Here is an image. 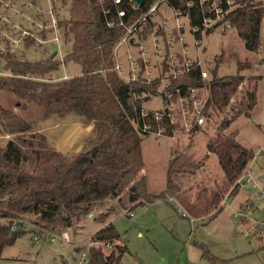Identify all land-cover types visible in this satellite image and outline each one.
I'll return each mask as SVG.
<instances>
[{
    "label": "trees",
    "instance_id": "obj_1",
    "mask_svg": "<svg viewBox=\"0 0 264 264\" xmlns=\"http://www.w3.org/2000/svg\"><path fill=\"white\" fill-rule=\"evenodd\" d=\"M50 1L54 10L55 2ZM155 1L144 0L135 7L131 0H59L64 7L69 5L68 16L59 19L56 16L63 39V45L60 43L58 47L62 51L67 49L61 61L59 48L49 45L58 42L55 41V31L47 24L48 19L38 27L35 20L29 22L24 16L29 12L39 21L43 18V10H36L37 0H0V95H6L8 102H13L7 106L0 100V135H15L0 147V217L9 220L0 223V259L4 249L26 233L21 229L12 231L15 218L31 220L45 229L61 233L99 209L102 211L95 217L105 224L108 214L115 209L111 207L103 211L110 200L118 201L124 210L128 208L127 203L137 206L145 200L154 202L158 198L175 197L181 191L180 185L174 184L170 177L166 190L150 194L142 174L145 137L158 128H163V134L172 135L176 127L165 117L156 121L151 112L142 115V108L152 95L164 98V92L159 90V79L151 84L141 76L136 81H128L114 69L119 38ZM167 2L189 15L196 40L201 41L204 34H211L218 25L228 21L249 51L259 50L264 0H231V3L221 0L218 6L223 19L210 28L204 23L205 19L217 16L213 7L209 11L213 0ZM119 11L125 14L121 15ZM47 13L52 21L51 12ZM155 15L141 23L137 34L130 38L133 48L138 34L142 35V40L148 39L151 27L157 24ZM159 28L158 35H164V29ZM43 44L42 50L46 54L40 59L30 60L18 50L21 46L30 49ZM18 51L24 58L18 56ZM68 60L81 65L80 74H66V78L65 74H57ZM211 70L210 76L204 79L198 67L182 79L172 80L168 86L205 84L209 90L206 116H210L209 108L228 107L230 98L244 80L239 74L219 76L217 64ZM256 102V90H247L243 108L238 109L233 117L248 113ZM33 107L38 113L30 117ZM74 117L93 124V131L80 150L59 152L50 133L42 131L39 124ZM231 121L223 119L220 128L226 129ZM144 122L148 131L142 130ZM237 136V132L231 131L208 140L207 149L217 155L227 188L217 189L204 208H197L184 198L183 204L193 214H209L210 219L215 218L222 209L223 200L238 191L235 187L227 195L236 179L248 170L255 151L242 145ZM87 188L90 191H86ZM92 238L101 243L89 246L88 264H124L122 257L128 251L127 244L112 221L95 231ZM106 243L111 247L107 248ZM203 256L213 263L221 261L220 264H224L205 248Z\"/></svg>",
    "mask_w": 264,
    "mask_h": 264
},
{
    "label": "rangeland",
    "instance_id": "obj_2",
    "mask_svg": "<svg viewBox=\"0 0 264 264\" xmlns=\"http://www.w3.org/2000/svg\"><path fill=\"white\" fill-rule=\"evenodd\" d=\"M220 1L213 0L209 11H211L213 5H219ZM37 2L36 10H43V18L39 21L27 12L24 14L26 20L32 23L35 20V25L38 26L44 19H48L47 24L53 28L55 35L61 34L58 27H55V25L57 26V21L53 26L54 15L58 19L68 16L69 5L64 7L63 4H59V0H54V10H52L50 0H37ZM167 4L168 2L164 1L157 11L158 13L154 16L157 21L156 25L162 23L165 16L168 19L167 26L165 25L168 28L167 31H164L165 34L163 36H159V39H164V41L168 39V33L172 31L173 24H175V12ZM49 11L51 12L52 21L49 20L50 16L47 13ZM217 19H223V15L217 17ZM214 21L216 20L212 19L211 23ZM183 22L186 30L184 38L189 44L188 53L190 56L199 54L204 62V69L208 73L217 64L219 76L232 74L244 76V80L239 85L237 92L230 98L229 106L223 109L216 108L215 110L209 108L208 113H210V116H206V123L195 127L199 131L197 134L201 136V140L205 144L210 138H215L219 133L229 134L231 131L237 132L239 142L255 151L254 157L249 163L250 169L256 175L263 173L264 18L261 22L260 33L262 42L257 52L249 51L246 48L245 41L237 35L236 30L229 25L228 21L218 25L219 27L212 31L213 33L203 36L201 41L204 44L202 49L198 51L189 27V19L184 17ZM156 25L151 27L153 29L148 34L147 41L150 40V37H153L152 32L158 29ZM138 35L142 39V35ZM170 38H174V35L171 34ZM59 41L63 45L61 37ZM166 43L168 44V42ZM175 43L178 47V49L175 47V51H179L180 43L178 40ZM49 45L59 48L58 43ZM43 46L45 44L41 46L34 45L30 49H25L21 46L18 50L22 53L24 52L26 58L35 60L46 54V51L42 50ZM125 48L126 45H122L120 48V55L123 58L127 56ZM163 48L169 49L170 47L164 46ZM50 50H53V48ZM20 51L17 52L18 56L21 57L22 55V58H24ZM65 52H67V49L62 51L64 57L66 55ZM66 62L67 64L61 65L57 71L58 75L67 74L73 76L81 73V65L79 63L73 60ZM157 66L158 72L163 69V65L158 64ZM249 89L256 90L257 104L248 113L233 117L238 109L243 108V103L247 100V90ZM205 92L207 94L209 90H205ZM6 98V95H0V100L7 106H11L13 102H8ZM145 105L150 109L161 107L163 100L159 95H152V98ZM176 105L181 107L179 102H176ZM34 108L30 109V114L32 115L30 117L38 113ZM176 117L177 119L179 118V122L176 125L174 135L178 138L179 147L175 149L176 155L170 162L171 169L168 178L171 177L174 180V184L178 183L181 191L175 195L171 203L157 201L154 204H140L136 208L131 209L133 215L130 216L124 212L127 208L122 210L118 201L110 200L102 208L103 211L105 212L111 207H115V209L108 214L105 224L100 223L95 217L102 211L99 209L95 210V214L85 217L68 230L71 235V242H50L47 240L36 243L32 240L31 235L25 233L13 245L4 249L0 264H59L63 263V261L75 264L82 255V251L77 249L88 245L89 237H93L94 232L109 223V221L114 223L118 232L121 233L124 243L126 242L127 244L128 251L122 257V263L124 264H214L203 256L204 248L218 259L224 260L222 261L224 264H264V232L259 235L251 234L250 236H245L241 231L242 226L235 217L234 210L238 202L245 198L243 191L235 194L233 203L225 204L224 208L218 212V216L213 219L209 218V214L197 216L183 204L184 198H187L197 208H204L213 199L211 198L212 194L217 189H226L227 186L223 180H220L221 177L219 178L215 173L218 170H215L214 167L219 166L217 156V161H213L212 166L207 167L202 161H197L200 158H195L196 160H194L187 145L189 143L191 145L194 139L192 134L195 133L194 130L196 129L190 135L192 131L188 132L185 129V125H183L186 119L182 118L180 114H177ZM223 119H232L229 127L224 130L220 128ZM51 120L43 121V123L39 124L43 127V129L41 128L42 131L51 126L49 124ZM52 122V125L55 126L53 120ZM12 136L14 137L15 135H0V147L4 146L6 139ZM170 144L171 139L169 138L158 139L154 135L145 137L143 144L144 161L148 170L147 178L151 181L152 190H159L165 185L164 181L159 177L161 171L158 169V165L165 156V161H167V150H169ZM176 202L179 203V207L174 206ZM131 205L133 204L127 203V207Z\"/></svg>",
    "mask_w": 264,
    "mask_h": 264
},
{
    "label": "built area",
    "instance_id": "obj_3",
    "mask_svg": "<svg viewBox=\"0 0 264 264\" xmlns=\"http://www.w3.org/2000/svg\"><path fill=\"white\" fill-rule=\"evenodd\" d=\"M120 1V0H116ZM133 2V6L138 5L137 0H131ZM164 1L168 0H157L149 8L143 12V14L139 17V19L128 28V31L119 38V42L115 49V65L114 69L118 73L119 76L124 77L128 81H136L140 78H144L148 84L154 82L156 79L160 81L159 90L164 92L163 105L157 108H148L144 106L142 108V115H147L148 113H152L156 121H159L161 118L165 117L171 121L172 124L177 125L179 122V118L177 119L176 115H182V118H185L186 121L183 122L185 125V129L188 132H191L196 126L206 123V115L205 104L207 102L208 93L206 94L205 90L207 86L198 85V86H176L173 88H169L170 82L176 79H182V76L188 75L196 68H200V74L202 78H208L209 73L206 69H204V62L202 58H200L199 54L196 56H190L188 53L189 44H187L184 34L186 32L185 25L183 22V18L186 17L189 19V15L184 14L181 10L178 11L173 8V12H175V24H173L172 31L168 33V39L164 41V39L160 40L157 31L161 28L164 31H167V22L168 19L165 16L162 23L156 25L158 28L153 33V37H150V40H142L137 37L136 47L130 44V38L137 34L138 27L141 23L147 22L150 15L157 14L160 6ZM228 3H231V0H227ZM190 5V3H188ZM214 11H216V18L205 19V27L210 28L214 23L218 21L217 17H220L222 14V10L217 5H213ZM119 14H125L124 11H119ZM56 16L54 15L53 26L56 24ZM166 25V26H165ZM191 28V33L195 30V27ZM55 27H57L55 25ZM219 27V26H218ZM217 27V28H218ZM26 32V31H24ZM171 34L174 35V38H170ZM163 36V35H161ZM194 36V35H193ZM204 36V35H203ZM60 34H56L55 41L60 44ZM178 40L180 43L179 51H175L176 46L175 41ZM168 42V44L166 43ZM194 43L197 46V50H201L203 47V42L200 40H196L194 37ZM122 45H126V54L127 56L123 58L120 55V48ZM169 46L170 48H163ZM128 48V50H127ZM136 49V50H134ZM58 52L60 53L59 59L63 61L64 56L62 54L61 48H59ZM163 65V69L158 72L157 65ZM68 77L66 74L64 78ZM160 96V95H159ZM201 96H203L201 98ZM176 102H179L181 107L176 105ZM148 125L144 122L142 130L148 131ZM175 129L173 130L172 137H175ZM152 133V132H151ZM153 133L157 135H165L163 134V128H158L153 131ZM152 133V134H153ZM262 152V151H261ZM236 183L234 184V188L237 187V190H241L245 193L246 199L242 202L240 206H238L235 210V217L238 219L237 222L245 226L244 235L250 236L259 235L264 232V172L260 174H254L253 170L248 168V170L243 173L239 178L236 179ZM179 207V204H177ZM1 222H9V220L5 217H0ZM12 231L15 230H23L27 234L31 235V238L34 242L40 243L43 241L50 242H71V235L68 230H62L61 233H56L51 231L48 228H43L39 224L25 220V219H17L15 218L11 224ZM89 243L86 246H82L80 249L82 251V255L79 260L76 261L75 264H88L89 260V246L100 244L101 242L97 240H93L92 237H89ZM106 247H111L110 243H106ZM59 264H69L68 262L59 263Z\"/></svg>",
    "mask_w": 264,
    "mask_h": 264
},
{
    "label": "crops",
    "instance_id": "obj_4",
    "mask_svg": "<svg viewBox=\"0 0 264 264\" xmlns=\"http://www.w3.org/2000/svg\"><path fill=\"white\" fill-rule=\"evenodd\" d=\"M204 36H206V35L204 34ZM46 121H48V120H46ZM49 124H51V126L50 127H47L45 129V131H49V133L51 135V138H52V141H53V145L56 148V150L59 151V152L60 151H62V152H75V151L80 150L85 145V142H86V140H88L90 134L93 131V127H94L93 124L86 122L84 119H82L80 117H74V118H71V119L66 120V121L56 122V123H54L55 126L52 125L53 122L51 120V123H49ZM42 129H43V127H42ZM194 129H196V128H194ZM72 130L74 131V133L72 135H70V136H66L67 133H69ZM193 130L190 133V135L193 133ZM194 131H195V133L192 134L194 136L193 137L194 139H193L191 145H189L190 143L187 145V147L189 149V152L191 153V155L194 158V160H196L195 158H200L197 161H200V162L202 161V163L205 164L206 167L207 166H210V165L212 166L213 161H217V158H216L217 155H215V153H213V152L208 151V149H207V143H208V141H207V143L203 144V142L201 140V136H199L197 134V133H199L198 129H196ZM65 132H66V134H65ZM153 135L155 137H157L158 139L159 138H169V139H171V144L169 146V150H167V155H168L167 156V161H165V158H166V156H165L162 159V161L159 163V165H158V169H160V171H161V175H159V177L165 183V185L162 188H160L159 190L158 189L157 190H152L151 189V181H149V179L147 178V176H148V170L146 169L145 165H144L145 168L143 167L142 174L145 176L148 193H150V194L160 193V192H163L164 190H166V188L168 186L167 183H168V175H169V165H170L171 160L176 155L175 149L179 147V143H178L179 141H178V138L177 137H172L171 135H168V136L167 135H164V136L163 135H157L155 133H153V134H151L149 136H153ZM64 138L68 139V141H66L64 143L67 146L66 145H60L59 144V141L61 139L63 140ZM143 144H144V142H143ZM198 145H199V147H198ZM213 167H214V165H213ZM214 168H215V170H218L215 173L219 176V178L221 177L220 180H222V178H223L222 168L220 166H218V165L216 167H214ZM155 179H156V175H155ZM233 188H234V186L227 193L228 196H229V193L231 192V190H233ZM240 191L241 190H238V191H236V192H234L233 194L230 195L233 198L230 203H228V199L229 198H227V200H223V202H222V208H224L225 204H227V203L228 204H232L233 203V200H234L235 194H237ZM245 199H246V197L244 199L240 200L238 202L237 207L240 206ZM173 200H174V196H170V198H167V199H165V198L164 199L163 198L162 199L158 198V199H155L154 202H148V201L145 200L144 202L139 203L137 206H139L140 204H154L157 201H164V202L171 203V201H173ZM177 204H179V203L176 202L174 204V206L175 207H178ZM135 205L136 204H133V205L129 206L126 209V211H124V212L125 213H128L130 216H132L133 215V212L131 211V209L136 208L137 206H135ZM157 206H159V205H157ZM240 225L242 226V228H241L242 230L241 231L243 232L245 226L242 225V224H240ZM218 260H220V259H218ZM222 261H224V260H222ZM220 262L221 261H219L218 264H220ZM214 264H216V263H214Z\"/></svg>",
    "mask_w": 264,
    "mask_h": 264
},
{
    "label": "bare ground",
    "instance_id": "obj_5",
    "mask_svg": "<svg viewBox=\"0 0 264 264\" xmlns=\"http://www.w3.org/2000/svg\"><path fill=\"white\" fill-rule=\"evenodd\" d=\"M67 132V131H66ZM66 132H65V134H66ZM74 133V131L72 130V131H70L69 133H67V135L66 136H70V135H72ZM74 136V135H73ZM66 141H68V139H66V138H64L63 140L61 139L60 141H59V144L60 145H66V144H64ZM67 146V145H66Z\"/></svg>",
    "mask_w": 264,
    "mask_h": 264
},
{
    "label": "water",
    "instance_id": "obj_6",
    "mask_svg": "<svg viewBox=\"0 0 264 264\" xmlns=\"http://www.w3.org/2000/svg\"><path fill=\"white\" fill-rule=\"evenodd\" d=\"M138 2H139V4H142L143 2H144V0H137ZM86 191H90V189L89 188H87V190ZM229 199H228V203H230L231 201H232V196H229L228 197Z\"/></svg>",
    "mask_w": 264,
    "mask_h": 264
}]
</instances>
